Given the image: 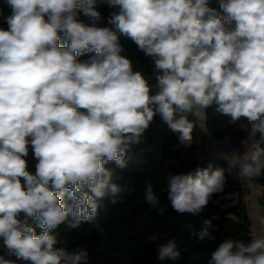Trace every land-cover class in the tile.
I'll list each match as a JSON object with an SVG mask.
<instances>
[{
    "label": "clouds",
    "instance_id": "1",
    "mask_svg": "<svg viewBox=\"0 0 264 264\" xmlns=\"http://www.w3.org/2000/svg\"><path fill=\"white\" fill-rule=\"evenodd\" d=\"M97 4L110 9L112 27L99 26ZM0 22V264H88L67 235L100 228L102 201L123 202L107 165L125 169L157 115L184 146L198 128L208 133L213 107L245 133L243 151L223 156L227 169L159 178L177 213L202 212L224 191L226 171L241 184L264 176V0H219V9L209 0H2ZM118 34L150 72L137 70ZM143 198L164 214L151 179ZM216 231L205 220L197 239ZM180 256L175 239L158 243L157 259ZM207 264H264V228L222 239Z\"/></svg>",
    "mask_w": 264,
    "mask_h": 264
},
{
    "label": "trees",
    "instance_id": "2",
    "mask_svg": "<svg viewBox=\"0 0 264 264\" xmlns=\"http://www.w3.org/2000/svg\"><path fill=\"white\" fill-rule=\"evenodd\" d=\"M209 6L219 9V0H209ZM97 9L105 17L99 26L112 27L107 24L106 19L110 9L101 4H97ZM4 11L9 14V9L5 8ZM78 19L90 23L82 13ZM0 27L7 26L0 22ZM118 35L137 70L145 71L146 74L150 72V60L137 53L136 45L130 38ZM91 55H94V52L85 54L81 59ZM137 60L139 64L136 63ZM207 117L208 133L204 134L198 128L193 134V143L184 146L177 143L175 134L167 130V125L162 123L157 115L154 123L144 133L141 144L127 153L128 166L120 169L115 164L107 165L115 172L113 182L125 190L122 193L123 202L111 205L108 200L102 201L99 210L100 228H96L94 224H84L80 229L70 231L67 235L68 250L85 248L89 254L88 264H160L157 259L158 243L175 239L181 256L176 261L166 259L164 264H207L210 252L222 239L228 236L234 239H249L253 234V220L243 198V184L235 174L229 175L226 171L224 191L213 195L209 204L197 215L179 214L174 211L167 198V191L163 192L166 185L159 178L169 172L188 173L197 167L227 169L223 155H218L209 148L208 141L211 139L227 141V152L234 149L243 151L240 141L244 139L245 133L241 130L239 122L231 125L228 118L219 117L215 113L214 107L207 110ZM146 179L152 180L154 191L160 196L161 207L164 208L163 215L144 202L143 182ZM255 185L264 189V176L258 178ZM234 193L238 194L236 206L229 210L223 209L219 200ZM65 201L70 203L67 196ZM205 220H211L213 225L217 226V231L213 233L216 239L213 241L197 239ZM28 223L36 228L39 234L41 230L36 227L37 222L29 220ZM157 231L160 233L159 240L157 243H149L147 236ZM11 258L15 259L14 256Z\"/></svg>",
    "mask_w": 264,
    "mask_h": 264
},
{
    "label": "crops",
    "instance_id": "3",
    "mask_svg": "<svg viewBox=\"0 0 264 264\" xmlns=\"http://www.w3.org/2000/svg\"><path fill=\"white\" fill-rule=\"evenodd\" d=\"M243 198L247 203L253 220V233L264 228V189L257 187L255 182L243 184ZM236 194H233V196ZM232 196V195H231Z\"/></svg>",
    "mask_w": 264,
    "mask_h": 264
},
{
    "label": "rangeland",
    "instance_id": "4",
    "mask_svg": "<svg viewBox=\"0 0 264 264\" xmlns=\"http://www.w3.org/2000/svg\"><path fill=\"white\" fill-rule=\"evenodd\" d=\"M209 140H210V138H209ZM208 143H209L208 144L209 148L212 150V152H214L218 155H223V156L228 153L227 152V149H228L227 148V145H228L227 141H215V140L211 139L210 141H208ZM234 194H236V195H234V196H233V194H231L232 196L227 195V196H225L219 200V204L223 207V209L229 210L230 208L236 206L238 194L237 193H234ZM159 263L164 264V261L159 260Z\"/></svg>",
    "mask_w": 264,
    "mask_h": 264
}]
</instances>
